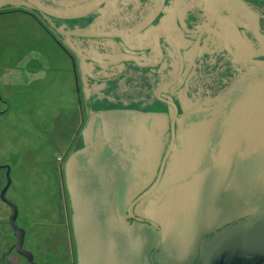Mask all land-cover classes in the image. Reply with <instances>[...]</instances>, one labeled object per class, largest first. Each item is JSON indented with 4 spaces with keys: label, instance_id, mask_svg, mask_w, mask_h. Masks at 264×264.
Segmentation results:
<instances>
[{
    "label": "water",
    "instance_id": "obj_1",
    "mask_svg": "<svg viewBox=\"0 0 264 264\" xmlns=\"http://www.w3.org/2000/svg\"><path fill=\"white\" fill-rule=\"evenodd\" d=\"M7 6L18 7L0 0V9ZM168 120V115L137 111L91 115L83 134L85 147L65 164L74 264H151L156 243L170 254L169 264H191L200 246L202 264L240 253L264 257V62L253 63L216 104L185 111L178 119L180 146L169 173L141 196L136 210L161 228L158 236L151 226L130 223L133 206L129 215L126 210L154 180L157 151L152 142L164 138ZM214 138L219 141L208 156ZM206 160L211 166L202 170ZM9 174L3 198L11 184ZM238 182L249 185L248 193H233L228 209L219 206L228 202L231 186ZM9 204L16 251L28 264H38L24 249L26 233L16 225L17 207Z\"/></svg>",
    "mask_w": 264,
    "mask_h": 264
},
{
    "label": "flooded vegetation",
    "instance_id": "obj_2",
    "mask_svg": "<svg viewBox=\"0 0 264 264\" xmlns=\"http://www.w3.org/2000/svg\"><path fill=\"white\" fill-rule=\"evenodd\" d=\"M4 1L18 7H4L0 15L17 12L30 17L57 47L77 98L80 123L58 164L65 210L70 213L67 222L71 224L72 264L76 246L65 164L73 152L85 147L83 134L92 114L137 111L168 115L164 138L152 142L157 151L152 159L154 180L126 210L129 215L133 206L130 223L151 226L159 236V226L155 228L153 222L136 214L140 198L169 173L174 152L180 146V116L185 111L216 104L253 63L264 62V0ZM0 100L6 107L9 105L7 100ZM218 141L212 139L208 156ZM202 166V170L211 166L210 160ZM5 170L11 172L9 167ZM238 171L232 174L244 176ZM236 185L231 186L228 202L219 206L226 204L228 209L234 203L233 193H248V184ZM228 226L227 223L203 240ZM167 252L156 243L151 249V264H169ZM202 254L200 246L191 264H202ZM212 264H264V257L225 255Z\"/></svg>",
    "mask_w": 264,
    "mask_h": 264
},
{
    "label": "rangeland",
    "instance_id": "obj_3",
    "mask_svg": "<svg viewBox=\"0 0 264 264\" xmlns=\"http://www.w3.org/2000/svg\"><path fill=\"white\" fill-rule=\"evenodd\" d=\"M66 66L30 17L0 15V99L9 102L6 107L0 100V256L13 251L23 264L28 261L16 251L9 202L26 233L24 249L38 264H72L70 213L58 164L80 116ZM6 167L11 184L3 198Z\"/></svg>",
    "mask_w": 264,
    "mask_h": 264
},
{
    "label": "crops",
    "instance_id": "obj_4",
    "mask_svg": "<svg viewBox=\"0 0 264 264\" xmlns=\"http://www.w3.org/2000/svg\"><path fill=\"white\" fill-rule=\"evenodd\" d=\"M31 20L33 22H35L33 19H31ZM0 264H23V262H21V259L19 257H17V255H15V253L13 251H10V252H6V253L1 254Z\"/></svg>",
    "mask_w": 264,
    "mask_h": 264
}]
</instances>
